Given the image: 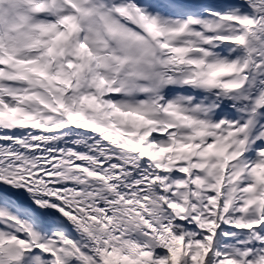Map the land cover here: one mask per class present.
Segmentation results:
<instances>
[{"label": "snow or ice", "instance_id": "snow-or-ice-1", "mask_svg": "<svg viewBox=\"0 0 264 264\" xmlns=\"http://www.w3.org/2000/svg\"><path fill=\"white\" fill-rule=\"evenodd\" d=\"M0 264H264V0H0Z\"/></svg>", "mask_w": 264, "mask_h": 264}]
</instances>
